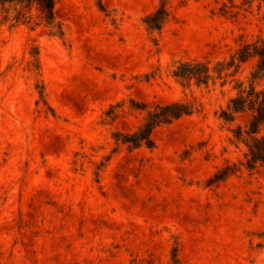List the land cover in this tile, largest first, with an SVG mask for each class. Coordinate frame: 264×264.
I'll return each instance as SVG.
<instances>
[{
    "label": "rangeland",
    "instance_id": "rangeland-1",
    "mask_svg": "<svg viewBox=\"0 0 264 264\" xmlns=\"http://www.w3.org/2000/svg\"><path fill=\"white\" fill-rule=\"evenodd\" d=\"M167 1L160 33L142 23L160 0H55L63 38L0 22V264H264V167L208 185L243 160L248 116L220 114L255 60L225 84L173 77L264 37V0ZM131 100L196 110L129 150L113 134L141 123Z\"/></svg>",
    "mask_w": 264,
    "mask_h": 264
},
{
    "label": "trees",
    "instance_id": "trees-1",
    "mask_svg": "<svg viewBox=\"0 0 264 264\" xmlns=\"http://www.w3.org/2000/svg\"><path fill=\"white\" fill-rule=\"evenodd\" d=\"M5 16L1 21H8L9 14L14 13L10 19L14 23H21L31 29L43 27L45 33L51 37H64V30L55 18V0H0V14ZM172 17L167 0H160L156 9L145 16L142 23L147 31L160 33ZM38 53L32 55L33 66H38ZM248 60H255V66L250 71L245 82L233 79L235 82V95L231 97L221 111L220 118L226 123H233L236 115L246 114L247 122L236 126L231 132L237 143L244 146L243 160L238 164L226 163L208 181V185L225 181L229 176L239 171L240 167L248 172H256L264 167V87L259 82L264 80V37L258 36L255 40L240 45L238 50L230 56L229 61L217 62L213 67L205 60L177 61L174 65L173 77L184 87L194 84L197 87H207L216 80L225 84L229 77H234L241 65ZM233 69L232 71H229ZM40 97L43 88H39ZM132 110L143 114L139 126L132 132L113 134L117 145L126 146L129 150L140 148L153 149L155 143L152 134L156 129L169 126L184 116L195 112L192 102L174 101L168 104H155L149 106L144 103L130 101ZM114 107L111 108V110ZM108 111V117L113 120L116 114ZM173 264H179L173 257Z\"/></svg>",
    "mask_w": 264,
    "mask_h": 264
}]
</instances>
